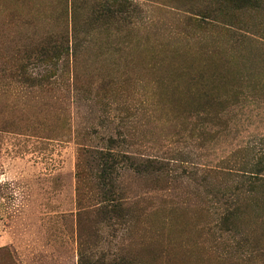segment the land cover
I'll use <instances>...</instances> for the list:
<instances>
[{"label": "rangeland", "instance_id": "obj_1", "mask_svg": "<svg viewBox=\"0 0 264 264\" xmlns=\"http://www.w3.org/2000/svg\"><path fill=\"white\" fill-rule=\"evenodd\" d=\"M107 1L0 0V264H264V0Z\"/></svg>", "mask_w": 264, "mask_h": 264}, {"label": "trees", "instance_id": "obj_2", "mask_svg": "<svg viewBox=\"0 0 264 264\" xmlns=\"http://www.w3.org/2000/svg\"><path fill=\"white\" fill-rule=\"evenodd\" d=\"M256 0H228L234 6H246L252 5ZM93 14L96 15V18H106L108 21L112 23L119 24L122 20H127V17L133 11L131 10V5L125 1H118V0H111L104 2L102 5H97L92 8ZM44 45H41L39 48H35V50H39L40 52L38 57V61H43L44 63H51L54 57V54L60 49H63V43H58V41H54L49 38L46 39ZM50 40V41H48ZM25 67H21L19 70L18 77L34 83L37 80H42L44 78L42 76L40 79L36 78L32 74L28 73ZM108 158V159H107ZM98 161L100 164V171L98 177V189H100L101 195V204L98 211V215H120V211H122L121 198L118 194H116V184L115 179L116 176L113 177V173H116V166L115 160L112 157H106L101 153H98ZM159 164L157 162L148 160L143 165L135 166L137 167L136 171L138 172H146L148 174H153L160 172Z\"/></svg>", "mask_w": 264, "mask_h": 264}]
</instances>
